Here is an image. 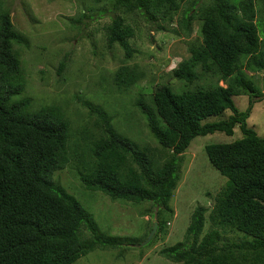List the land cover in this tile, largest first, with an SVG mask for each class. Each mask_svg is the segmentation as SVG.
Instances as JSON below:
<instances>
[{
    "label": "trees",
    "instance_id": "obj_1",
    "mask_svg": "<svg viewBox=\"0 0 264 264\" xmlns=\"http://www.w3.org/2000/svg\"><path fill=\"white\" fill-rule=\"evenodd\" d=\"M111 4L122 12L138 10L147 22L155 23V30L175 35L183 30L190 35L196 21L199 40L187 42L189 56L170 75L193 84L202 79L199 71H206V81L180 90L168 81H153L146 96L135 97L148 133L164 153L161 162L154 161V150L116 132L100 105L81 96L77 100L88 116H94L95 132L77 130L69 151L70 122L59 107L46 104L27 113L32 100L21 96L26 80L17 49L27 47V41L0 0V264H70L97 246L116 249L139 241L101 232L92 215L52 178L70 153L81 165L77 178L84 189L100 191L111 200L148 205L143 210L150 220L147 232L152 219L157 224L148 245L167 234L173 213L169 200L179 180L181 154L191 139L216 131L231 135L235 126L241 137L204 146L210 165L226 178L213 203L209 208L195 205L183 240L158 253L179 264H264V137L246 122L261 97L250 76L264 73V0H111ZM178 11L181 15L175 21ZM70 20L71 25L77 22ZM105 35L108 45L115 43L130 56L127 38L133 29L122 18L111 17ZM66 58L58 61L56 74H62ZM140 78L136 67H120L113 74L119 89ZM240 94L247 95L244 110L232 100ZM225 110L226 117L204 121ZM205 212L208 229L200 235ZM84 230L90 237H83Z\"/></svg>",
    "mask_w": 264,
    "mask_h": 264
},
{
    "label": "rangeland",
    "instance_id": "obj_2",
    "mask_svg": "<svg viewBox=\"0 0 264 264\" xmlns=\"http://www.w3.org/2000/svg\"><path fill=\"white\" fill-rule=\"evenodd\" d=\"M3 2L10 12L12 24L27 41V47L16 46L26 80L25 93L21 96L28 95L32 100L27 113L32 114L39 106L46 104L59 107L70 122V139L67 141L70 151L73 140L77 138V130L83 127L95 130L94 116H88L86 108L79 105L77 96H81V100L100 105L116 132L139 147L146 146L154 150V161L161 162L164 159V153L158 150V144L148 133L134 100L137 95L146 96L153 81H168L177 90L191 88L194 84L206 81L208 72L199 71V66L196 70L201 72L202 79L193 84H185L170 75L171 69L189 56L187 42L199 40L196 21H193L191 34L185 36L184 30L178 35L170 30H155V23L147 22L138 10L122 12L113 8L111 0ZM117 15L133 29V35L127 38L131 50L129 57H126L125 51L117 44H107L105 26L111 17ZM180 15V11L174 15L175 21ZM71 18H77L73 25ZM175 21H172L171 27H176ZM63 55L67 56L66 67L58 75L55 70ZM124 66L128 69L136 67L141 78L127 88L119 89L113 82V74ZM250 78L261 92V97L253 104L246 122L258 135L264 137V73L255 72ZM219 84L224 86L222 81ZM232 100L239 110H244L247 95H236ZM228 114L229 110H225L222 115L209 116L204 121H214ZM239 137L241 132L235 126L231 135L216 131L191 139L181 154L179 180L169 200L173 213L167 224V234L156 237V241L148 245H138L149 232L146 226L150 221L146 219L148 213L143 212L148 205L141 207V204L111 200L100 191L84 189L77 178V170L81 165L70 153L64 168L54 171L52 178L57 179L92 215L101 232L139 240L116 249L97 246L70 264H179L169 261L158 251L183 240L193 207L201 204L209 208L215 193L226 181L208 162L204 146L230 142ZM206 213L200 235L208 229ZM83 237H90L89 231L84 230Z\"/></svg>",
    "mask_w": 264,
    "mask_h": 264
},
{
    "label": "water",
    "instance_id": "obj_3",
    "mask_svg": "<svg viewBox=\"0 0 264 264\" xmlns=\"http://www.w3.org/2000/svg\"><path fill=\"white\" fill-rule=\"evenodd\" d=\"M156 227H157V224L155 221H153L151 223V228H150L149 232L147 233L146 238L142 242H140L138 245L146 244L152 238L153 234L155 233Z\"/></svg>",
    "mask_w": 264,
    "mask_h": 264
},
{
    "label": "clouds",
    "instance_id": "obj_4",
    "mask_svg": "<svg viewBox=\"0 0 264 264\" xmlns=\"http://www.w3.org/2000/svg\"><path fill=\"white\" fill-rule=\"evenodd\" d=\"M157 228V227H156Z\"/></svg>",
    "mask_w": 264,
    "mask_h": 264
}]
</instances>
